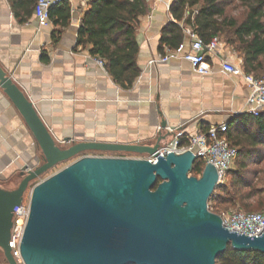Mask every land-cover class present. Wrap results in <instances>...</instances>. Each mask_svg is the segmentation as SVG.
Listing matches in <instances>:
<instances>
[{
  "label": "water",
  "instance_id": "1",
  "mask_svg": "<svg viewBox=\"0 0 264 264\" xmlns=\"http://www.w3.org/2000/svg\"><path fill=\"white\" fill-rule=\"evenodd\" d=\"M0 90L40 151L37 166L19 172L15 189L0 186V252L5 264H17L10 233L26 193L23 264H215L228 246L264 254V232L249 237L229 231L209 211L208 202L220 187L212 165L197 178L189 176L192 153L157 155L182 129L168 128L160 113L151 145L80 142L63 147L1 67ZM87 153L154 156L156 161ZM63 163L68 164L42 178Z\"/></svg>",
  "mask_w": 264,
  "mask_h": 264
},
{
  "label": "crops",
  "instance_id": "2",
  "mask_svg": "<svg viewBox=\"0 0 264 264\" xmlns=\"http://www.w3.org/2000/svg\"><path fill=\"white\" fill-rule=\"evenodd\" d=\"M35 1L0 0V67L32 102L60 146L80 142L151 145L158 135L159 113L168 128H183L186 134L238 122L246 114L248 89L242 77L220 71L230 46L226 45L224 54L207 59L212 72L206 76L196 74L181 59L190 48L185 32L181 53L159 52L173 0H146L148 13L139 19L136 30L140 74L129 89L117 85L88 50L76 44L90 0H67L70 21L55 38L52 24L38 30L33 18ZM184 20L179 23L183 30L189 27ZM168 52L169 60L161 62ZM38 150L0 90V181L19 180L23 168L37 166ZM0 264H5L1 252Z\"/></svg>",
  "mask_w": 264,
  "mask_h": 264
},
{
  "label": "trees",
  "instance_id": "3",
  "mask_svg": "<svg viewBox=\"0 0 264 264\" xmlns=\"http://www.w3.org/2000/svg\"><path fill=\"white\" fill-rule=\"evenodd\" d=\"M87 5L77 32V46L102 61L108 75L122 89L131 88L140 74L136 30L139 19L148 13L147 1L90 0ZM236 9L240 10L238 16L232 14ZM168 14L170 22L161 32L160 53L177 51L182 46L185 37L179 23L185 17L184 26L193 27L205 42L222 37L225 44L240 55L245 73L264 77V0H173ZM70 17L67 0L50 7L54 38L67 27ZM226 137L238 151L235 169L229 172L227 183L215 190L218 194H212L210 203L216 207L230 202L223 193L232 188L234 194L239 195L242 207L251 210L249 202L259 193L245 178L264 160V112L257 117L242 114L238 122L228 124ZM202 171L201 165L193 164L190 173L198 177ZM256 203L258 210L264 209V199L257 198ZM213 211L219 213L216 209ZM215 264H264V254L241 252L228 246Z\"/></svg>",
  "mask_w": 264,
  "mask_h": 264
},
{
  "label": "built area",
  "instance_id": "4",
  "mask_svg": "<svg viewBox=\"0 0 264 264\" xmlns=\"http://www.w3.org/2000/svg\"><path fill=\"white\" fill-rule=\"evenodd\" d=\"M59 1L60 0L35 1L33 18L38 30L51 25L49 9ZM184 32L190 40V48L187 53L182 54L181 59L189 63L194 72L199 76L209 75L212 72V68L207 59L212 56L222 55V53L224 54V51L227 50L226 44L218 37H213L209 42H205L198 36L193 27L184 28ZM182 49L183 47L180 46L176 52L181 53ZM230 50L231 52L224 55L221 60L220 71L224 75L242 77L248 89V95L245 100V113L257 117L264 112V77L257 78L253 74L245 73L242 67V59L236 58L234 54H232L234 50ZM168 54L169 52L161 58V62H167L169 60ZM94 61L99 67L103 68L102 61L98 59H94ZM227 132V123L211 126L207 130H199L193 134L184 133L182 128L174 137L158 149L157 155L166 157L170 153L181 155L190 152L194 156L195 161L201 160L204 166L210 164L214 167L217 173V185L223 186L227 183L228 174L232 171L238 155L237 149L232 147L227 140ZM113 157L146 159L153 163L156 161L154 156L148 157L145 155L129 156L118 154ZM208 209L221 218L223 227L229 231L249 237H257L264 232V213L243 211L215 213L209 206ZM28 213L29 200L28 193H26L21 206L13 216L10 233L9 247L11 255L17 264H23L20 254V243Z\"/></svg>",
  "mask_w": 264,
  "mask_h": 264
},
{
  "label": "rangeland",
  "instance_id": "5",
  "mask_svg": "<svg viewBox=\"0 0 264 264\" xmlns=\"http://www.w3.org/2000/svg\"><path fill=\"white\" fill-rule=\"evenodd\" d=\"M240 10L236 9L232 12V14L234 16H238ZM222 42H224V39L222 37L219 38ZM233 49V48H232ZM234 53L238 56L237 52L234 50ZM123 155H129V156H133L134 154H126V153H122ZM40 155V152L38 150V153H37V156ZM94 156H98V155H94ZM105 156V155H104ZM68 163H63V164H60L58 166H56L54 169H52L51 171H49L46 175H44L42 178H46L48 176H50L51 174L59 171L60 169H62L64 166H66ZM194 164H199L202 166V168L204 169L205 166H204V163L203 161L201 160H197L194 162ZM234 169H235V166H234ZM254 173L249 176V177H246V181L248 183H250L251 185V188L254 189L255 191H257L259 194H258V197H256L255 199H253L252 201L249 202V204H252V209L251 210H245L243 207H242V204L240 202V197L239 195L237 194H234L235 192H233L232 188L228 190V192H224L223 195L224 196H227L230 200V202H227V203H223V204H220L218 206H214V203L211 205V201L209 200L208 202V206L213 209H216V211L218 212H229V211H243V212H263L264 213V209L262 210H258L256 207L258 206L257 203H256V200L257 198L259 200H263L264 199V160L259 163L257 165V167L254 169ZM189 176H192L194 177L190 172H189ZM200 176H198L197 178H199ZM19 183V180L17 177H13L11 178V180H7V181H0V186L5 188V189H8V190H11L10 187L12 185V187L14 186V188L12 189H15L17 187ZM35 183H32V185L29 187L31 188ZM214 196H216L217 191H215L214 193ZM212 209V210H213Z\"/></svg>",
  "mask_w": 264,
  "mask_h": 264
}]
</instances>
